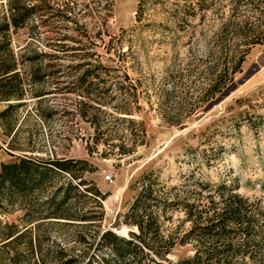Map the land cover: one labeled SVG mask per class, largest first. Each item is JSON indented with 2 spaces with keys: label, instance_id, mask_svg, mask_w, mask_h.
Wrapping results in <instances>:
<instances>
[{
  "label": "rangeland",
  "instance_id": "374dc122",
  "mask_svg": "<svg viewBox=\"0 0 264 264\" xmlns=\"http://www.w3.org/2000/svg\"><path fill=\"white\" fill-rule=\"evenodd\" d=\"M47 3L44 15L11 35L17 54L27 45L29 55L42 54L48 75L38 89L47 94L42 107L28 94L23 106L0 117V169L24 154L88 160L94 171L85 178L107 194L105 218L97 224L128 236L137 230L122 222L139 190L131 185L151 167L162 194L175 202L159 211L163 234L175 240L167 264L195 254L186 208L207 204L209 189L226 182L264 199V41L252 43L264 38V0ZM5 5L1 0L0 13ZM88 69L96 75L85 109L107 130L98 142L91 118L81 115L82 96L71 90ZM28 70L21 66L24 74ZM232 74V83L214 94L213 85ZM7 105L0 101V113ZM110 172L113 183L105 178ZM24 212H0V220L19 224ZM83 229L58 223L49 228L51 241L81 254L88 245L78 237ZM17 248L30 254L25 243ZM91 252L94 264H103L105 253Z\"/></svg>",
  "mask_w": 264,
  "mask_h": 264
},
{
  "label": "trees",
  "instance_id": "16d2710c",
  "mask_svg": "<svg viewBox=\"0 0 264 264\" xmlns=\"http://www.w3.org/2000/svg\"><path fill=\"white\" fill-rule=\"evenodd\" d=\"M5 4L6 10L0 13V101H7L8 105L0 117L23 106L28 94L37 98L38 107H42L47 92L38 89V85L48 75L41 62L42 54L33 51L29 55L30 45L17 54L11 37L12 32L48 11L47 0H5ZM263 41L264 38L252 43ZM243 60L242 56L236 62L233 73L239 71ZM26 64L29 70L24 74L21 66ZM94 74L92 70H85L78 77L77 86L71 90L82 96L81 115L91 118L98 142L107 130H101L97 113L91 114L85 109L87 103L83 100L90 94V86L94 85L90 80ZM233 76L222 77L213 85L212 92L223 91L232 83ZM128 111L125 108L117 110L132 114ZM41 115L46 118L52 114L41 112ZM121 148L122 153H126L124 146ZM93 171L88 160L75 158L44 160L24 154L3 162L0 169V212L18 208L25 212L19 224H3L0 220V252L4 248L13 249L8 257L0 255V264H94L92 248L105 253L101 258L103 264H167V255L175 246V240L163 234L159 211L167 210L175 202L162 194L155 172L151 167L145 169L131 185V188L139 190L122 214V222L137 230H131L128 236H124L113 229L101 230V224H97L105 218L102 200L107 194L85 178L87 172ZM209 192L207 204L188 205L186 208L187 218L193 223L187 235L197 243V250L193 256L182 258L175 264H264V199L238 192L226 182L212 187ZM87 203L92 205L87 206ZM58 223H75L84 228L85 232L78 236L88 244L84 252L77 254L75 248L68 249L51 241L49 228ZM90 226L98 230L90 232ZM23 243L27 245L29 255L17 248Z\"/></svg>",
  "mask_w": 264,
  "mask_h": 264
},
{
  "label": "built area",
  "instance_id": "2783aa9c",
  "mask_svg": "<svg viewBox=\"0 0 264 264\" xmlns=\"http://www.w3.org/2000/svg\"><path fill=\"white\" fill-rule=\"evenodd\" d=\"M105 178H106V180L108 182L113 183L114 182V174H113V172L108 173Z\"/></svg>",
  "mask_w": 264,
  "mask_h": 264
}]
</instances>
